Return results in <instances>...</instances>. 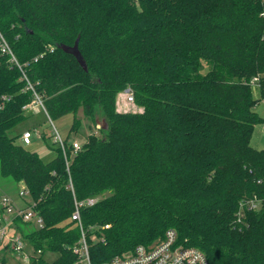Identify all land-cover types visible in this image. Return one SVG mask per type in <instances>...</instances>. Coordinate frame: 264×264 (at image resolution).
I'll list each match as a JSON object with an SVG mask.
<instances>
[{"label":"trees","instance_id":"obj_1","mask_svg":"<svg viewBox=\"0 0 264 264\" xmlns=\"http://www.w3.org/2000/svg\"><path fill=\"white\" fill-rule=\"evenodd\" d=\"M1 37L21 69L0 47V173L43 219L20 231L30 264H86L83 237L103 264L169 229L210 264H264V0H0ZM77 41L86 70L63 50ZM36 95L52 122L73 116L67 159L19 143Z\"/></svg>","mask_w":264,"mask_h":264},{"label":"built area","instance_id":"obj_2","mask_svg":"<svg viewBox=\"0 0 264 264\" xmlns=\"http://www.w3.org/2000/svg\"><path fill=\"white\" fill-rule=\"evenodd\" d=\"M0 47L4 54H9L11 56V62L17 65L20 69L21 66L17 61L16 57L13 55L10 47L6 41L1 37ZM24 79L27 80L25 73H23ZM258 82V79H255ZM28 89H32V86H28ZM125 102L124 111L127 112L135 104L133 93L127 89L120 93ZM39 108L52 123L49 118L46 109L44 107L43 101L39 96H35L32 104L25 109H31L33 111H38ZM55 141L59 144L62 149L65 158L67 159V144L66 141L61 137L57 129L55 128ZM33 133L31 131H25L21 140L24 145H30L32 143ZM73 147V152L76 154L81 146L78 142L71 144ZM20 198H28L29 192L23 187L19 193ZM97 200L92 198L87 200L86 205L92 206ZM1 207L2 212L0 213V240H9V245H11V250L16 254L28 259L26 255V241L21 235L16 234L12 231L14 227V220L20 217L25 222L32 223L35 227L39 228L43 225V219L32 209L28 210L17 209L15 210V204L9 197L2 199ZM255 202L251 203V207L255 208ZM83 204L77 205L76 212L73 215V220L78 221L81 224L80 208ZM15 211V214L13 212ZM14 216H13V215ZM11 234V235H10ZM84 257L86 264H92L89 256V248L87 241L83 237L81 247L76 249ZM41 251H38L34 256H39ZM103 264H210L205 254L196 248L183 247L178 243V234L174 229H169L166 231L165 235L155 244L146 246L140 245L133 252L117 256L110 261Z\"/></svg>","mask_w":264,"mask_h":264},{"label":"rangeland","instance_id":"obj_3","mask_svg":"<svg viewBox=\"0 0 264 264\" xmlns=\"http://www.w3.org/2000/svg\"><path fill=\"white\" fill-rule=\"evenodd\" d=\"M208 71V67L205 69V72ZM253 93L255 98L260 99V89L257 84L253 87ZM118 102L121 108L125 107V102L123 101L122 96L118 95ZM134 110L140 109L137 105L132 107ZM256 112L264 119V100H260L259 104L256 107ZM34 116L30 117L25 123L20 125L15 132H21L23 130H30L33 133L32 143L30 145H24L22 140L20 139L19 143L23 145L29 151L37 153L43 161L49 162L56 158L57 152L56 148L59 147V144L55 141V128L61 135V137L66 140L70 133V128L73 122V116H67L58 122H50L45 114L39 108L36 111ZM102 121V120H101ZM102 122L99 123L96 131L102 128ZM96 132V133H97ZM91 133V130L88 128H83L78 134H71L69 137V143L73 144L74 142H78L80 146H82L87 136ZM42 137L46 138V141L43 140ZM251 146L256 150H264V123L258 124L253 133V137L251 140ZM22 184H16L12 182L10 179H6L1 176L0 173V202L3 198L9 197L13 203L15 204V210L22 209L28 210L29 202H31L30 198H20L19 193L22 190ZM1 207V203H0ZM2 210V209H1ZM0 210V212H2ZM15 214V211L13 212ZM12 214V215H13ZM14 216V215H13ZM14 227L12 231H15L16 234L22 235L21 232L28 233L30 232L31 226L24 221H17L15 218ZM21 231V232H20ZM11 235V234H10ZM9 241V240H8ZM6 240H0V258H5L7 264H30V260H32V256H34V250L32 246L27 243L26 247V255L28 259L16 254L11 249L7 250ZM57 255L52 253H47L45 255V259L48 262H52L56 259Z\"/></svg>","mask_w":264,"mask_h":264},{"label":"water","instance_id":"obj_4","mask_svg":"<svg viewBox=\"0 0 264 264\" xmlns=\"http://www.w3.org/2000/svg\"><path fill=\"white\" fill-rule=\"evenodd\" d=\"M78 45H79V42L77 41L74 47H63V50L67 54H70V55L74 56L75 59L78 61V63L83 67V69L86 70L87 67H86V64H85V62H84V60L82 58V55H81V53L79 51ZM103 127L106 128L105 125Z\"/></svg>","mask_w":264,"mask_h":264},{"label":"crops","instance_id":"obj_5","mask_svg":"<svg viewBox=\"0 0 264 264\" xmlns=\"http://www.w3.org/2000/svg\"><path fill=\"white\" fill-rule=\"evenodd\" d=\"M2 209V207H0V210ZM1 213V212H0ZM7 242H8V240H6ZM7 244H9V243H7Z\"/></svg>","mask_w":264,"mask_h":264}]
</instances>
